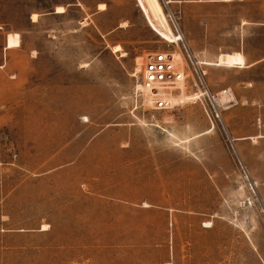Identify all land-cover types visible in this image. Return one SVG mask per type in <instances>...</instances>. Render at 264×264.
I'll return each mask as SVG.
<instances>
[{"label":"rangeland","instance_id":"1","mask_svg":"<svg viewBox=\"0 0 264 264\" xmlns=\"http://www.w3.org/2000/svg\"><path fill=\"white\" fill-rule=\"evenodd\" d=\"M158 1L0 0V264H264V0Z\"/></svg>","mask_w":264,"mask_h":264},{"label":"built area","instance_id":"2","mask_svg":"<svg viewBox=\"0 0 264 264\" xmlns=\"http://www.w3.org/2000/svg\"><path fill=\"white\" fill-rule=\"evenodd\" d=\"M173 56L169 53L148 54L141 75V89L147 91L148 104L156 109H162L166 105L165 95L180 82V72L176 71Z\"/></svg>","mask_w":264,"mask_h":264},{"label":"bare ground","instance_id":"3","mask_svg":"<svg viewBox=\"0 0 264 264\" xmlns=\"http://www.w3.org/2000/svg\"><path fill=\"white\" fill-rule=\"evenodd\" d=\"M139 6L147 16V19L149 20L151 28L164 40H166L169 43H176L177 41L181 40L182 38L179 36L177 37L174 35L172 29L170 28L166 15L159 3L158 0H138ZM181 56L178 54H173V61L176 63V61L180 60ZM142 64V60L140 58L137 59V65L139 66ZM203 64V63H202ZM207 65H212L210 63H204ZM218 66H226V67H235L234 65V57L231 54H221L218 57V60L216 62ZM244 58L240 59V65L241 67H244ZM141 67V66H140ZM140 67L136 69V72L140 71ZM177 70V69H176ZM180 80H183V75L180 76ZM181 82V81H180ZM138 88L140 89L141 86L139 85ZM179 88V87H178ZM147 93V91H145ZM170 91L167 95H165V102L166 107L174 104L173 102L175 99H172L170 95ZM227 94V93H226ZM225 94V98H226ZM224 95V94H223ZM224 98V99H225ZM229 98V97H228ZM199 99V98H198ZM232 99V98H231ZM191 100L190 98H185L180 101L185 102ZM148 102V100H147ZM176 102V101H175ZM194 102V101H193ZM222 102V101H221ZM181 103V102H180ZM171 108V107H170Z\"/></svg>","mask_w":264,"mask_h":264},{"label":"crops","instance_id":"4","mask_svg":"<svg viewBox=\"0 0 264 264\" xmlns=\"http://www.w3.org/2000/svg\"><path fill=\"white\" fill-rule=\"evenodd\" d=\"M55 13H56V12H55ZM193 50H194V47H193ZM196 51H197V50H196ZM206 51H208V49H205V52H206ZM199 52H201V51L199 50ZM201 53H203V52H201ZM241 54H242V53H241ZM242 55H243V54H242ZM219 56H220V55H219ZM243 56H244V55H243ZM216 62H217V61H216ZM216 62L212 63V65H217Z\"/></svg>","mask_w":264,"mask_h":264},{"label":"snow or ice","instance_id":"5","mask_svg":"<svg viewBox=\"0 0 264 264\" xmlns=\"http://www.w3.org/2000/svg\"><path fill=\"white\" fill-rule=\"evenodd\" d=\"M62 11V10H61Z\"/></svg>","mask_w":264,"mask_h":264}]
</instances>
